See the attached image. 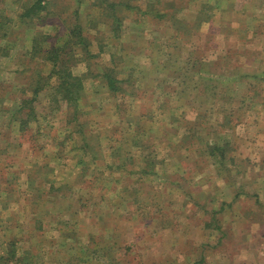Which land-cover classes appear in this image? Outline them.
Returning a JSON list of instances; mask_svg holds the SVG:
<instances>
[{"label": "rangeland", "instance_id": "rangeland-1", "mask_svg": "<svg viewBox=\"0 0 264 264\" xmlns=\"http://www.w3.org/2000/svg\"><path fill=\"white\" fill-rule=\"evenodd\" d=\"M0 264H264V0H0Z\"/></svg>", "mask_w": 264, "mask_h": 264}, {"label": "trees", "instance_id": "trees-1", "mask_svg": "<svg viewBox=\"0 0 264 264\" xmlns=\"http://www.w3.org/2000/svg\"><path fill=\"white\" fill-rule=\"evenodd\" d=\"M60 51L61 48L52 54L55 56V66L53 67V71L49 76H51V79H54V81L51 83V85L44 86L41 90L50 91L52 89L57 96H62L63 99L75 106V109L77 110L84 92L83 79L80 76L74 75L70 67H67L64 62L61 63L62 59L60 56ZM105 78L108 82L109 88L113 92H118L119 88L116 83V78L113 77L109 72L105 73Z\"/></svg>", "mask_w": 264, "mask_h": 264}]
</instances>
